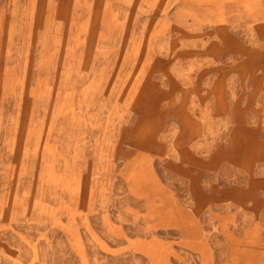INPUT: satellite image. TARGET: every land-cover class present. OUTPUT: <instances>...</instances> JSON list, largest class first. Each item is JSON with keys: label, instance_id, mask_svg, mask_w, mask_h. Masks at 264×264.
Returning a JSON list of instances; mask_svg holds the SVG:
<instances>
[{"label": "rangeland", "instance_id": "rangeland-1", "mask_svg": "<svg viewBox=\"0 0 264 264\" xmlns=\"http://www.w3.org/2000/svg\"><path fill=\"white\" fill-rule=\"evenodd\" d=\"M0 264H264V0H0Z\"/></svg>", "mask_w": 264, "mask_h": 264}]
</instances>
